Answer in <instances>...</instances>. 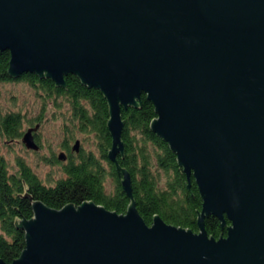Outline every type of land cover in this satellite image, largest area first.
Here are the masks:
<instances>
[{"label":"water","instance_id":"1","mask_svg":"<svg viewBox=\"0 0 264 264\" xmlns=\"http://www.w3.org/2000/svg\"><path fill=\"white\" fill-rule=\"evenodd\" d=\"M4 50L13 77L36 73L65 87L63 76L75 74L102 92L111 162L124 149L120 109L140 106L145 93L152 132L202 202L196 233L157 216L147 227L115 163L132 201L125 215L93 202H33L10 264H264V0H0ZM37 127L21 136L27 150H38ZM210 215L221 228L229 222L225 237L207 235Z\"/></svg>","mask_w":264,"mask_h":264},{"label":"trees","instance_id":"2","mask_svg":"<svg viewBox=\"0 0 264 264\" xmlns=\"http://www.w3.org/2000/svg\"><path fill=\"white\" fill-rule=\"evenodd\" d=\"M9 58L8 50L0 51V84L22 81L29 85L41 98V115L44 107L52 102L55 107L67 104L69 127L65 126V131L69 137H65L62 145L65 161L61 164L54 159L60 164L59 171L63 176L52 181L53 185L43 184L21 159L16 160V170L10 173L0 155L1 261L10 264L20 257L25 247L21 222L22 218L25 221L32 219L33 202H41L53 210H60L68 204L76 208L82 202H93L118 215H125L132 201L123 192L120 183L122 172L118 170L117 173L116 164L130 176L133 204L147 227L157 216L171 226L198 232L196 220L202 206L199 191L191 177L187 190L188 182L175 153L152 132L150 123L156 119V112L145 93L139 97L140 106L120 109L123 125L120 137L124 149L122 156L117 154L115 161L111 162L107 158L111 146L106 126L109 107L102 92L84 85L75 74L63 76L65 87L57 86L52 79L36 73L13 77L7 72ZM41 115L35 119L38 126L41 125ZM22 123L19 112H8L0 118V138L9 141L19 139L23 134ZM73 130L94 138L97 155L82 149L77 154L73 153L70 146ZM220 224L212 215L203 221L207 235L215 239L225 237L230 226L227 220L222 228Z\"/></svg>","mask_w":264,"mask_h":264},{"label":"rangeland","instance_id":"3","mask_svg":"<svg viewBox=\"0 0 264 264\" xmlns=\"http://www.w3.org/2000/svg\"><path fill=\"white\" fill-rule=\"evenodd\" d=\"M53 103L47 107L43 106L44 110L41 115V98H38V95L29 85L22 81L0 84V118L8 114V112H19L23 118L21 131L24 133L28 128L33 127L37 117H40V115L42 117L41 125L38 127V140H40L41 150H27L21 141V137L19 139H10V141L0 138V155L3 157L10 173L16 170V160L21 159L38 176L39 180L46 185H53L52 181L63 176L59 171L60 164L54 162V159H58L57 156L65 152L62 149V145L65 137H69L65 131L66 127H69L67 121L68 113H66L68 106L64 104L63 106L55 107ZM72 135L71 147L74 141L79 140L78 152L79 149L85 152L91 150L97 155V150L94 147V138L91 135L86 137L77 130H73L70 137ZM58 162L62 164L63 160ZM108 186L109 184H106V187Z\"/></svg>","mask_w":264,"mask_h":264},{"label":"flooded vegetation","instance_id":"4","mask_svg":"<svg viewBox=\"0 0 264 264\" xmlns=\"http://www.w3.org/2000/svg\"><path fill=\"white\" fill-rule=\"evenodd\" d=\"M37 124H35L34 126H36ZM33 126V127H34ZM39 127V126H38ZM38 127H37V130L35 132H33V140L35 141V143L37 144L38 146V150H41V144H40V140H38ZM29 129V128H28ZM37 150V151H38ZM58 160V159H57ZM59 161V160H58ZM65 161V160H63Z\"/></svg>","mask_w":264,"mask_h":264}]
</instances>
